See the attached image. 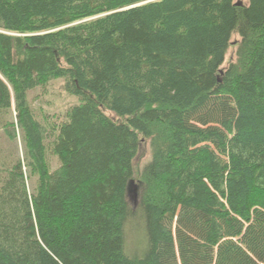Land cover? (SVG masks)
I'll list each match as a JSON object with an SVG mask.
<instances>
[{"label": "trees", "instance_id": "1", "mask_svg": "<svg viewBox=\"0 0 264 264\" xmlns=\"http://www.w3.org/2000/svg\"><path fill=\"white\" fill-rule=\"evenodd\" d=\"M0 143V264H264V0H0Z\"/></svg>", "mask_w": 264, "mask_h": 264}, {"label": "rangeland", "instance_id": "2", "mask_svg": "<svg viewBox=\"0 0 264 264\" xmlns=\"http://www.w3.org/2000/svg\"><path fill=\"white\" fill-rule=\"evenodd\" d=\"M235 5H247L248 0H233ZM238 41V36L233 34L231 37V45L226 53L225 62L223 67L227 65L230 61L233 60L234 51H235V43ZM28 100L30 107L36 117L37 120L41 121L43 116H46L47 119H54L60 117L64 111L70 107L71 105L77 104V100L69 95H67L63 91V80L58 79L49 82L44 87L36 89L34 91L29 92ZM18 153H16L21 158V147L20 141L16 139ZM1 148L6 149L5 152H11V148L13 146H6L3 143H0ZM149 159L148 149L145 145L141 147L140 153L135 159L134 167H135V178H138V173L145 163H147ZM48 160L50 161L51 171L55 170L58 166L55 159L52 156L48 155Z\"/></svg>", "mask_w": 264, "mask_h": 264}, {"label": "water", "instance_id": "3", "mask_svg": "<svg viewBox=\"0 0 264 264\" xmlns=\"http://www.w3.org/2000/svg\"><path fill=\"white\" fill-rule=\"evenodd\" d=\"M237 6H240V4H237Z\"/></svg>", "mask_w": 264, "mask_h": 264}]
</instances>
